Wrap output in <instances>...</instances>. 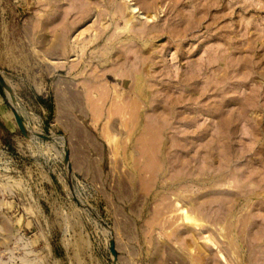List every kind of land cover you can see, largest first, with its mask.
Listing matches in <instances>:
<instances>
[{"label": "rangeland", "instance_id": "374dc122", "mask_svg": "<svg viewBox=\"0 0 264 264\" xmlns=\"http://www.w3.org/2000/svg\"><path fill=\"white\" fill-rule=\"evenodd\" d=\"M0 73V264H264V0H0Z\"/></svg>", "mask_w": 264, "mask_h": 264}, {"label": "water", "instance_id": "95a60500", "mask_svg": "<svg viewBox=\"0 0 264 264\" xmlns=\"http://www.w3.org/2000/svg\"><path fill=\"white\" fill-rule=\"evenodd\" d=\"M0 83H1V85L3 86L4 90H6L7 92H9V93L11 94L13 102L16 103V98H15V96H14V94H13V89H12V87L6 82V80L3 78V76L1 75V73H0ZM13 112H14V115L16 116V118H17V124H18V127L20 128V130L22 131V133H23L25 136H27V133H26L27 131H26V129H25V125H24L23 120L21 119L20 115L17 113V112H18L17 109L14 108V109H13ZM66 161H67V164H69V162H70V161H69V155L66 156ZM69 168H70V170H71V166H70V165H69ZM112 254H113L114 256L116 255V253H115V248H114V247H112Z\"/></svg>", "mask_w": 264, "mask_h": 264}, {"label": "bare ground", "instance_id": "6f19581e", "mask_svg": "<svg viewBox=\"0 0 264 264\" xmlns=\"http://www.w3.org/2000/svg\"><path fill=\"white\" fill-rule=\"evenodd\" d=\"M121 8V7H120ZM133 10H136V6H134L133 7ZM130 20V19H129ZM117 28V27H116ZM128 50H129V48H128ZM109 54V53H108ZM82 55V54H81ZM78 62V61H77ZM72 66V65H71ZM118 72V71H117ZM104 73V72H103ZM102 75V74H101ZM118 75H120V74H118ZM125 75V74H124ZM134 76V75H133ZM102 83V82H101ZM89 85V84H88ZM88 85H87V87H88ZM96 85V84H95ZM100 85V84H99ZM90 87V86H89ZM146 93V92H145ZM18 114H19V112H17ZM15 116V115H14ZM21 116V115H20ZM15 119H16V121H17V118H16V116H15ZM22 119V118H21ZM24 123V122H23ZM24 125H25V129L28 131V127H27V125L24 123ZM183 209V214H184V219H186V220H191V219H193V216L191 215V214H189V212H188V210H186L185 208H182Z\"/></svg>", "mask_w": 264, "mask_h": 264}]
</instances>
